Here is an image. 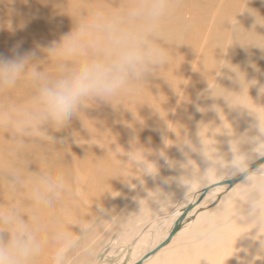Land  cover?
Masks as SVG:
<instances>
[{"label":"bare ground","instance_id":"bare-ground-1","mask_svg":"<svg viewBox=\"0 0 264 264\" xmlns=\"http://www.w3.org/2000/svg\"><path fill=\"white\" fill-rule=\"evenodd\" d=\"M122 2L11 0L9 3L0 0V55H12L13 48L25 53L59 42L74 27L70 16L95 5L113 10L122 6ZM161 39L175 50V56L160 70L158 77H150L148 85L112 101V105L101 101L86 105L88 108L73 117L65 130L54 133L63 141L80 145L62 149L65 146L60 147L59 143H45L29 154L32 161L29 171H37L38 167L41 171H63L70 177L73 187L79 189L77 197L65 196L54 208L43 210L46 220L60 217L66 225L78 228L85 225L82 207L95 202L96 190H111L127 182L124 176L128 163L121 167V162H127L133 146L146 150L163 147L177 150L180 149L178 139L187 137L196 149L201 147L200 139L205 149L213 151L217 143L219 151L230 158V137L227 135L232 132L235 135L246 133L249 137L257 135L255 117L264 125V62L261 59L264 56V0H180L174 14L163 25ZM42 68L55 73L52 62L45 61ZM218 77L223 82L221 94L225 95V101L217 99L209 108L211 95H214L213 83ZM229 85L235 86L227 92ZM29 93V87L21 83L0 94V104H22ZM4 147L0 140V151ZM242 147L246 149L248 145ZM183 149H187L189 157L199 158V168L203 171L206 165L199 152L187 146ZM161 152L169 156L163 148L147 160L155 163L162 157ZM41 153L48 157L46 163L40 159ZM142 160L146 169L149 168L145 172L148 176L153 165ZM101 161L102 166H98ZM4 164L5 160L0 157V168ZM130 177V184L137 182ZM179 178L171 185L157 186L161 191L155 197L160 198L169 190L175 195L190 191L193 194L190 204L199 202V205L215 192L219 193L216 203L207 205L189 222L185 210L180 211L178 217L185 216L178 231L168 239L175 223L172 222L165 238L138 256L136 263L144 257L140 264H264V228L245 226L250 219L231 220L201 247H183L182 242L191 241L201 228L214 225L209 217L215 210L225 209L223 216L215 221L223 222L234 214L230 197L235 186L219 185L223 183L220 179L206 185L192 184L187 190ZM208 187L210 189L204 193ZM219 190L224 192L221 194ZM13 203L15 201L0 194V206ZM49 238V243H53L51 232L46 234L45 240Z\"/></svg>","mask_w":264,"mask_h":264},{"label":"clouds","instance_id":"clouds-1","mask_svg":"<svg viewBox=\"0 0 264 264\" xmlns=\"http://www.w3.org/2000/svg\"><path fill=\"white\" fill-rule=\"evenodd\" d=\"M179 2L123 0L122 6L113 10L102 5L89 6L85 12L69 15L74 27L59 42L25 53L13 48L12 55H0V94L21 83L30 89L22 104H0V140L5 145L0 151V157L5 160L0 168V194L15 201L11 206H0V264H34L44 250L49 232L60 245L73 242L72 226L60 217L46 220L43 210L54 208L65 196L77 197L79 189L73 187L63 171H41L39 167L37 171H29L32 164L29 154L45 143H59L60 147L66 144L54 133L65 130L73 117L88 108L86 105L97 101L112 105V101L148 85L150 77H158L175 56V50L162 41L161 32ZM8 27L11 28L10 23ZM45 61L54 63V74L42 68ZM255 119L257 135L249 137L234 132L227 135L230 158L219 151L217 143L213 151L205 149L200 139L201 147L196 149L187 137H180V150L187 146L198 151L206 167L201 171L188 159L181 165L187 174L181 175L179 182L188 190L194 183L206 185L222 178L234 181L240 177L233 184L234 194L230 197L234 217L250 219L244 225L260 230L264 228V167L261 166L264 163L257 161L264 160V125ZM243 145L248 147L245 149ZM137 150L144 149L133 146L121 167L130 162L143 173L147 165L137 160ZM141 154L145 158L144 151ZM160 155L163 157L164 153ZM40 159L46 163L48 157L41 153ZM146 161L157 169L154 163ZM245 206L246 216L241 215ZM97 208L96 223L103 219L101 214L111 215L102 205ZM224 211L221 207L209 218L219 220ZM93 227L82 224L80 238L88 236ZM65 253L64 247L57 249L56 264H64Z\"/></svg>","mask_w":264,"mask_h":264},{"label":"rangeland","instance_id":"rangeland-1","mask_svg":"<svg viewBox=\"0 0 264 264\" xmlns=\"http://www.w3.org/2000/svg\"><path fill=\"white\" fill-rule=\"evenodd\" d=\"M261 59L264 62V56ZM233 86L235 85H229L227 92L233 90ZM213 92L214 95L213 97L211 96L209 108L214 106L217 99L218 101H223L225 98V95L221 94L223 92L221 77L214 80ZM62 145L75 147L80 144L66 140V144ZM163 148L169 156L159 158L154 163L157 169L153 165L148 176L145 175V172L149 168L140 173V170L134 169L129 162L124 176V180L127 182H123L111 190L98 188L96 190L97 194H94L97 197L95 202L83 205L82 208L86 215L85 225H94L88 236L83 239L80 238V228L77 225H71L73 242L56 246L54 240L53 243H49L50 238L45 240L44 250L34 264H56L55 255L59 247L66 249L64 264H135L138 256L140 257L153 249L157 242L165 238V234L170 229L169 225L179 218L180 211L187 210L186 218L189 222L194 220L197 214L206 208L207 205L216 203L219 193L216 194L215 192L214 194L213 192L210 193L207 197L208 199L206 198L205 202L203 201L199 205V202L190 204L193 196L190 191L175 195L169 190L160 198L155 197L161 191L160 188H156L157 186L171 185L177 177L187 173L181 165L187 163L188 159L193 160L198 167L200 166L199 158L195 155L189 157L187 149L181 151L180 149L170 150ZM163 148L137 150L136 158L138 161H143L142 159L145 158L150 159ZM142 151H144L145 158L141 154ZM129 176L133 178V181L137 182L130 184L128 182ZM220 181L226 182L227 180L222 178ZM219 192L222 194L224 191L219 190ZM99 205H102L105 211L111 213V215L101 214L104 220L102 219L96 223L97 206ZM241 215H247V206L244 207ZM235 219L237 218L233 214L223 222L214 220V225L206 229L201 228L191 241L182 242L183 247L192 249L201 247L205 242L211 240L215 232L226 228L230 221Z\"/></svg>","mask_w":264,"mask_h":264},{"label":"water","instance_id":"water-1","mask_svg":"<svg viewBox=\"0 0 264 264\" xmlns=\"http://www.w3.org/2000/svg\"><path fill=\"white\" fill-rule=\"evenodd\" d=\"M264 162V160H260V161H257V163H263ZM255 166V165H254ZM239 179H241L240 177H238L236 180H234V181H226V182H223V183H220L219 185H227V186H229V187H231V186H233V184H235L236 182H238L239 181ZM218 186V185H217ZM210 189V187H208V188H205L204 190H203V192L204 193H206V192H208V190ZM185 212V214L187 213V210H185L184 211ZM185 216V215H184ZM184 216L182 217H179L176 221H175V223H174V227H173V230L170 232V234H169V236H168V239H171L172 238V236L178 231V229L180 228V224H181V222H182V220L184 219ZM158 248V247H157ZM151 254H152V252H151ZM149 256V254H147L145 257L147 258ZM145 258L143 257V259L141 260V261H139L138 263H136V264H140L143 260H144Z\"/></svg>","mask_w":264,"mask_h":264}]
</instances>
